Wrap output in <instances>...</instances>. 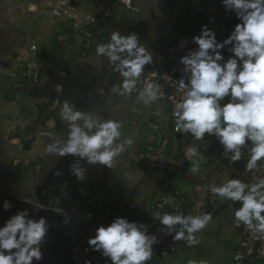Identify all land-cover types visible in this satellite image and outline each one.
Wrapping results in <instances>:
<instances>
[{"label": "crops", "instance_id": "crops-1", "mask_svg": "<svg viewBox=\"0 0 264 264\" xmlns=\"http://www.w3.org/2000/svg\"><path fill=\"white\" fill-rule=\"evenodd\" d=\"M75 1L81 8L89 9L99 0ZM31 3L37 5L35 12L27 11ZM47 3L48 0H0V61L7 58L16 59L18 64L25 61L31 57L28 49L31 43L38 46V55L45 60H49L52 54L58 57L55 66L42 74L35 93L25 101L13 95L11 85L14 77L10 75L13 67L0 64V214L3 217L0 218V226L3 225L2 220L11 216L3 209V203L7 200L15 205H12V210L14 208L16 212L28 208L34 217L45 216L55 233L60 232L63 223L57 217L55 219L51 212L72 217L70 229L74 235L75 225L84 221L86 216L81 202L89 198L97 182L101 183L105 198L96 227L110 223L117 216L147 224L160 183L154 173L143 169L141 155L146 145L158 142L163 132L162 125L171 128L173 120L168 116L166 105L159 100L145 105L137 100V92L131 96H120L112 91L122 78L113 71L106 57L96 55L95 49L97 44L108 42L113 31L120 30L121 34L135 32L140 43L153 53L155 64L164 57L167 45L182 35L181 30L188 25L187 18L192 13V7L196 9L200 3L192 0H146L139 4L138 12L119 7L118 25L109 28L82 60L77 59V40L66 50H57L54 43L57 26L46 8ZM150 66H145L144 73ZM56 85H62L63 91L56 92ZM138 88H142L140 83ZM64 100L73 101L77 110L122 121V137L118 143L127 137L134 141L132 145L123 146L112 169L100 165L87 166V178L83 182L77 181L68 172L71 157L45 152L46 145L52 140L41 135L42 132L51 131L54 137L67 138V122L59 118ZM118 100L119 109L115 110L113 105ZM194 144L199 146L203 156L199 161L198 173L191 171L197 158L191 157L187 151ZM168 150L186 160L187 168L181 176H168L188 198L182 211L192 215L209 212L212 220L204 230L196 233L198 244L188 246L185 241L178 240L177 251L167 263L153 257L149 264H189L190 261L196 264H233L232 255L240 243L239 227L234 224V211L239 207V202L232 203L217 197L211 192V187L226 183L230 178L254 182L253 176L244 170L246 158L235 164L221 159V146L214 137L207 135L204 140L195 141L187 133L180 134L179 140L172 141ZM96 168L100 174L95 172ZM57 169L63 171L62 176L53 174ZM45 170L42 176L45 180L33 192L36 201L28 199L25 190L29 180L37 179L39 173ZM256 174L264 176V164L260 165ZM53 180L66 185L77 197L71 209H52L38 203L37 195ZM19 201L27 204L24 206ZM77 207H80V212L76 211ZM50 233L46 239L52 240ZM54 237L53 254L62 259L67 241L65 239L64 245H61L60 235ZM57 247H61V250ZM93 264L100 263L95 261ZM253 264H264V260H256Z\"/></svg>", "mask_w": 264, "mask_h": 264}, {"label": "clouds", "instance_id": "clouds-1", "mask_svg": "<svg viewBox=\"0 0 264 264\" xmlns=\"http://www.w3.org/2000/svg\"><path fill=\"white\" fill-rule=\"evenodd\" d=\"M127 3L131 5L132 0ZM221 3L239 23L222 41L217 40L216 33L207 25L191 37L198 47L180 57L183 75L179 89L183 98L175 103L172 116L178 133H187L195 141L204 140L206 135L214 137L222 148L221 159L235 164L246 158L244 170L253 176L254 182L230 178L226 183L212 186L211 192L225 201L239 202L234 211L237 227L242 224L250 232L264 236V176L256 174L264 164V0H221ZM36 10L35 3L29 4L27 11ZM95 51L97 56L106 57L113 71L122 78L112 91L120 96L137 92V100L145 105L163 98L164 93L155 82L145 80L144 86L138 88L145 66L153 65L154 60L153 53L140 43L135 32L113 31L108 42L97 44ZM55 90L62 92V85H56ZM59 118L67 122V138L54 137L51 131L42 132L41 135L52 140L45 152L71 157L68 172L79 182L86 180L87 166L112 169L123 146L134 143L130 137L118 143L122 121L77 110L73 101H63ZM187 151L197 158L191 171L198 173L199 161L203 159L199 146L194 144ZM53 174L60 177L63 171L57 169ZM11 207L5 200L3 209L7 211ZM151 217L159 222V233L173 241L183 240L188 246L199 243L196 233L212 220L209 212L192 215L179 209L157 211ZM85 219H91V213ZM69 222L70 218L64 216L62 223ZM51 227L45 216L33 217L28 208L11 215L0 226V264H39ZM87 243L92 251L105 258V264H149L154 255L153 246L160 243V238L150 231L149 225L117 216L110 223L97 226ZM236 259L242 257L237 255Z\"/></svg>", "mask_w": 264, "mask_h": 264}, {"label": "built area", "instance_id": "built-area-1", "mask_svg": "<svg viewBox=\"0 0 264 264\" xmlns=\"http://www.w3.org/2000/svg\"><path fill=\"white\" fill-rule=\"evenodd\" d=\"M146 0H132L131 5L127 0H99L92 8H81L75 0H48L46 8L51 12L56 23L54 43L58 51L66 50L75 40L78 41L79 49L77 59L87 57L98 39L109 29L118 25L117 9L124 8L129 12H138L139 4ZM196 1V0H192ZM136 8L138 11H133ZM184 37L179 35L170 42L165 50L164 57L150 66L144 73L140 85L143 87L145 80L160 85L164 96L159 101L168 108V116L173 120L171 128L162 125L163 132L157 143L152 142L145 146L141 155L142 167L147 172L157 176L160 183L157 196L151 204V214L147 221L150 231L157 233L160 243L154 245L153 257H158L163 263H167L177 251V241L170 236L159 233L160 224L153 221L151 215L154 212L183 210L188 198L175 186L168 176L178 177L186 169V160L177 153L169 152L171 142L179 140L180 133L175 130V119L172 111L175 103L183 98V91L179 89V79L183 75V65L179 63L180 57L192 50L191 45L186 41L182 45ZM31 57L15 65L10 75L14 77L11 85L17 95H33L37 86L41 83L42 74L53 68L58 62L56 54H52L49 60L38 55V46L31 43L28 47ZM187 83V81H186ZM167 132L170 134L167 135ZM104 192L100 182L94 184L92 192L81 202L85 214L91 213L88 220V237L82 244V252L85 255H95L105 260L99 252L92 251L88 246V239L96 229V221L104 205ZM162 206V207H161ZM240 243L232 255L233 264H253L256 260H264V236L254 234L247 230L242 224L239 226ZM239 255L242 259L237 260Z\"/></svg>", "mask_w": 264, "mask_h": 264}, {"label": "rangeland", "instance_id": "rangeland-1", "mask_svg": "<svg viewBox=\"0 0 264 264\" xmlns=\"http://www.w3.org/2000/svg\"><path fill=\"white\" fill-rule=\"evenodd\" d=\"M196 1L198 3H200V5H198L196 9L192 7V9H191L192 13L187 18L188 19V25L184 26V28L181 30V33H182L184 39L191 45L192 50H195L198 46L192 43L191 37L198 35L200 32V29L203 25H207L208 28L212 29L216 33L217 40L222 41L223 39H225L230 34V32L234 28L235 24L239 23L236 16L232 12L224 11L226 9L222 5L221 0H196ZM225 55L227 56L228 54L225 53ZM29 56L30 55H28V57ZM14 63H16V59L12 60V58H7L4 61H0L1 65L7 66V67H14L15 65L18 64V63H16V64H14ZM13 95L17 96L18 99H22V101L23 100L25 101V98L30 97L29 95H17L14 91H13ZM113 106H114L115 110H118L119 109V100L117 101V104H114ZM44 165H45V163H44ZM186 168H187V165H186ZM95 172L100 174L99 170L97 168H96ZM45 173H46V170L44 171V173L43 172L39 173V175L37 176L39 179L37 178V179H30L29 180V182L27 184L28 187L25 190L26 191L25 196L28 199L36 201L33 192H36L39 185H41V183H43V181L45 180L43 178ZM87 200L88 199L86 198L84 202L87 203ZM12 205L15 207L14 204H12ZM76 211L80 212L81 211L80 207H77ZM8 213L10 215H13L16 213V210L14 208L12 210V207H11V209L7 210V214ZM50 214L52 216H54L55 219L58 218L59 220H61V222L63 220V217L66 216L64 213H59V212L58 213L51 212ZM0 218L1 219L3 218L2 213L0 214ZM36 218H38V217H36ZM69 218H70L69 224H67V225L62 224L61 229L59 230L60 232L55 233L53 231L54 229L50 228V231H51L50 234H51L53 239L55 238L54 235H56V234L60 235V237H61L60 238V244L61 245H64V241L66 239V241H67L66 248H65V250H63V248H62V250H63L62 252L64 254V251H65V255L62 256V259L56 258L53 254L54 253L52 251L53 249L48 248L44 243L42 249H43L45 256L47 258H50L51 260H53L55 263H59V264H60V262H63V261H69L70 263H73V264H86V261H91V264H93V263H95V261H97L100 264H105V260H102V259L96 257L95 255H85L82 252V244L84 243V241L87 239V237L89 235V233H88V222L86 221V219L85 220L83 219L84 221H81L79 223L77 220L78 225H75L76 230H75V234L73 235V233L70 229V225L72 223V217H69ZM4 221H6V220L5 219L2 220L1 224H4ZM1 226H3V225H1ZM91 235L92 236L94 235L93 232L91 233ZM57 249L61 250V247H59V248L57 247ZM39 264H47L44 260V257H43V260L39 262Z\"/></svg>", "mask_w": 264, "mask_h": 264}, {"label": "water", "instance_id": "water-1", "mask_svg": "<svg viewBox=\"0 0 264 264\" xmlns=\"http://www.w3.org/2000/svg\"><path fill=\"white\" fill-rule=\"evenodd\" d=\"M63 183L57 182L56 180L49 183L47 188L40 194L37 195V201L40 205L52 209L67 210L71 209L76 203V197L72 195L68 188L63 186ZM56 200L60 203L57 204ZM20 204L26 205L27 202L19 201ZM44 253V252H43ZM44 260L47 264H59L55 263L50 258H47L44 254ZM60 264H73L69 261L60 262Z\"/></svg>", "mask_w": 264, "mask_h": 264}, {"label": "flooded vegetation", "instance_id": "flooded-vegetation-1", "mask_svg": "<svg viewBox=\"0 0 264 264\" xmlns=\"http://www.w3.org/2000/svg\"><path fill=\"white\" fill-rule=\"evenodd\" d=\"M69 191H71V190H69ZM72 193V192H71ZM72 195H74V194H72ZM75 196V195H74ZM76 197V196H75ZM76 202H77V197H76ZM80 202V201H79ZM82 207V206H81ZM83 212H84V210H82ZM85 213V212H84ZM53 240V239H52ZM52 240H50V239H46V242H45V245L48 247V248H50V249H53L54 248V245H53V243H54V241H52ZM44 245V244H43ZM43 247V246H42ZM52 247V248H51ZM42 251H43V249H42Z\"/></svg>", "mask_w": 264, "mask_h": 264}, {"label": "bare ground", "instance_id": "bare-ground-1", "mask_svg": "<svg viewBox=\"0 0 264 264\" xmlns=\"http://www.w3.org/2000/svg\"><path fill=\"white\" fill-rule=\"evenodd\" d=\"M53 181H55V180H53ZM53 181H52V182H53Z\"/></svg>", "mask_w": 264, "mask_h": 264}, {"label": "trees", "instance_id": "trees-1", "mask_svg": "<svg viewBox=\"0 0 264 264\" xmlns=\"http://www.w3.org/2000/svg\"><path fill=\"white\" fill-rule=\"evenodd\" d=\"M224 11H226V10H224Z\"/></svg>", "mask_w": 264, "mask_h": 264}]
</instances>
